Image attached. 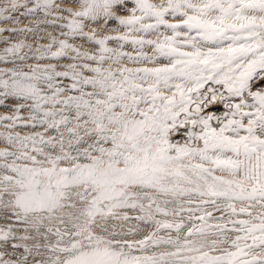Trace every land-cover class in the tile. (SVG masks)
<instances>
[{"label":"snow or ice","instance_id":"1","mask_svg":"<svg viewBox=\"0 0 264 264\" xmlns=\"http://www.w3.org/2000/svg\"><path fill=\"white\" fill-rule=\"evenodd\" d=\"M0 264H264V0H0Z\"/></svg>","mask_w":264,"mask_h":264},{"label":"rangeland","instance_id":"2","mask_svg":"<svg viewBox=\"0 0 264 264\" xmlns=\"http://www.w3.org/2000/svg\"><path fill=\"white\" fill-rule=\"evenodd\" d=\"M154 2H156V0H154ZM25 23H27V21H25Z\"/></svg>","mask_w":264,"mask_h":264}]
</instances>
